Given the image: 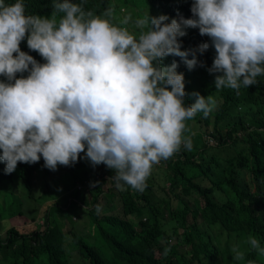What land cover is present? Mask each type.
<instances>
[{"label": "clouds", "instance_id": "clouds-1", "mask_svg": "<svg viewBox=\"0 0 264 264\" xmlns=\"http://www.w3.org/2000/svg\"><path fill=\"white\" fill-rule=\"evenodd\" d=\"M190 10L191 17L170 21L166 14H148L136 20L140 32L134 35L119 27L129 17L119 26L110 22L111 8L96 16L82 4L56 0L51 15L44 17L26 14L23 0H0L4 172L11 174L18 162L35 164L41 157L52 171L86 158L96 166L93 179L102 177L111 187L116 181L119 190L127 185L145 194L153 165L181 145L191 149V139L184 136L186 121L198 112L207 117L216 104L198 91L191 93L195 102L186 104L184 73L177 71L175 60L169 65L162 61L179 56L189 70L204 67L197 53L212 47L215 55L207 71L215 74V89L231 88L237 94L264 75V0H192ZM190 28L209 40L183 48L180 38ZM25 39L43 63L21 50ZM100 164L114 175L104 176ZM245 243L264 256L256 237ZM231 252L234 261L245 260L239 246ZM208 261L203 258V264Z\"/></svg>", "mask_w": 264, "mask_h": 264}, {"label": "trees", "instance_id": "trees-1", "mask_svg": "<svg viewBox=\"0 0 264 264\" xmlns=\"http://www.w3.org/2000/svg\"><path fill=\"white\" fill-rule=\"evenodd\" d=\"M132 1L142 12L146 5L156 10L154 16L166 14L169 21L181 15L192 16V0ZM14 2L5 0L6 4ZM23 2L26 14L48 17L56 0ZM72 2L82 4L85 11L96 16L111 8L112 15L107 18L113 24L124 20L114 15L116 9L127 7V0ZM180 39L185 49L209 40L191 28ZM20 48L44 62L28 48L26 39ZM214 55L212 47L197 53L205 66L192 70L179 56L170 55L162 61L169 65L175 60L177 71L184 73L189 94L186 104L195 102L196 97L191 95L194 91L212 96L216 104L207 117L198 112L186 121L184 136L191 139L192 147L189 150L181 145L173 156L160 161V176L171 183L156 192L147 188V193L139 194L127 185L119 190L116 181L104 191L106 180L102 177L88 178L85 173L78 178L74 172L64 174L73 185L61 184L60 192L51 188L49 169L44 167L42 157L35 164L18 162L16 175L6 174L5 163L0 161V249H6L2 260L12 264H71L74 257H83L84 261H77L203 264L205 258L210 264H264V256L245 243L254 236L264 247V75L257 77L256 85L241 86L239 94L231 88L217 90L215 74L207 71ZM228 148L234 152L225 153ZM75 164L77 169L83 164L92 165L86 158ZM167 191L171 197H163ZM109 192L111 197L107 198ZM32 201L35 205L28 207ZM97 205L101 206L99 214ZM14 216L25 217L33 225L7 223ZM234 245L245 252V260L232 259Z\"/></svg>", "mask_w": 264, "mask_h": 264}, {"label": "rangeland", "instance_id": "rangeland-1", "mask_svg": "<svg viewBox=\"0 0 264 264\" xmlns=\"http://www.w3.org/2000/svg\"><path fill=\"white\" fill-rule=\"evenodd\" d=\"M130 2H131V0H127L126 4H127L128 7H126V6L123 7L122 6L119 11H117V9H116V12L114 13V15L116 17H123V19L125 17H129L128 23L127 24H123V26H119L117 21H115L114 24L119 26V27L127 28L131 34L139 35L140 30L136 27V24H135L136 20L140 19V18H143L144 16H146L148 14L151 15V16H154L156 14V10H153L150 7L145 5L144 10L142 12L140 8L135 7V6L132 5L133 1L131 3ZM174 18L179 19L178 17H174ZM188 31H189V29H187V32ZM253 114H254V112L251 111L250 115L252 116ZM233 152H234L233 149L228 148L225 153H229V154L231 153L232 154ZM161 160H163V159H161ZM161 166H162L161 162H160L159 165L153 166L152 168H154V170H153L152 174H153L154 177H151L152 176L151 175V176H149L150 178H148L146 180V187L148 189H152L155 192L159 188L165 187L166 185H169L171 183V180L169 178H166V180L161 178V176H160L161 175ZM77 168H78V166L76 164H74L72 166H58L57 170H55V171L49 170V177H50L51 182H52L51 183V188H55L57 191L62 192L61 189L59 188V186L61 184L66 183L69 186L73 185L71 180H67L66 178H64V174L65 173L74 172L77 175L78 178L80 177L81 174H85V173L88 176V178H94L95 177L96 166L94 167L93 165L89 166L87 164H83V166L80 169H77ZM99 169H100V171L102 172V174L104 176H107L108 172H109L110 175H114V170L108 169L106 167H103V164L99 165ZM14 174L15 175L17 174V168L15 169ZM110 185H111L110 182H105L103 184V186H102V190L106 191L108 188L111 187ZM78 186H80V185L78 184L77 188H78ZM81 189L84 190L83 187ZM89 189H92V188H89ZM142 193H147V192H142ZM166 193L167 194H163V197H167V196L171 197L170 192L167 191ZM85 194H89V193L85 192ZM106 195H107V198L111 197V193L110 192L107 193ZM34 205H35V201H32L28 205V207H33ZM87 218L88 217L85 215L84 219H87ZM8 222L11 225H13V226H21V225H25V224L27 226H32L33 225L32 221L30 223H28L29 220L26 219L25 217H22V216H14V217L8 218L7 219V223ZM38 222H40L42 224H45L44 223L45 222L44 219H39ZM67 227H68V225H67ZM4 251L6 252L5 248L4 249H0V263H1V260L3 258ZM76 254L79 255L78 252H76ZM77 259L80 260V261H84L83 257H74L73 261L71 262V264H83V263H85V262H79V261H77ZM2 263L3 264H12L10 261L7 262L5 260H2Z\"/></svg>", "mask_w": 264, "mask_h": 264}]
</instances>
